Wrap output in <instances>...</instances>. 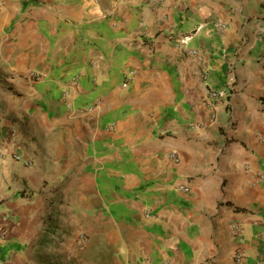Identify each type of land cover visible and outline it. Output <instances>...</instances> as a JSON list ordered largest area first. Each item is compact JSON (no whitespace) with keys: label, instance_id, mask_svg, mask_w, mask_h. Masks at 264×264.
<instances>
[{"label":"crops","instance_id":"0c3cea01","mask_svg":"<svg viewBox=\"0 0 264 264\" xmlns=\"http://www.w3.org/2000/svg\"><path fill=\"white\" fill-rule=\"evenodd\" d=\"M2 214L0 264H264V0H0Z\"/></svg>","mask_w":264,"mask_h":264},{"label":"built area","instance_id":"2783aa9c","mask_svg":"<svg viewBox=\"0 0 264 264\" xmlns=\"http://www.w3.org/2000/svg\"><path fill=\"white\" fill-rule=\"evenodd\" d=\"M150 1L159 2L160 0H150ZM181 42L183 44H185L186 43V38H182ZM189 53L191 55H197L195 50H189ZM30 75H31V77H33V76H35V73L33 71H30ZM75 83H76V79H73V84H75ZM222 93H223V91L209 90V95L211 97H217V96L221 95ZM168 156H169V158L175 160L176 162L179 161V156L177 155L175 150H172L169 153ZM13 157H14L15 160H21V156L18 153L14 154ZM22 161L27 166L31 165V161H29L28 159H23ZM180 189H182L184 191H188L189 190L188 187H185V186H180ZM8 221H9V216L7 214H2L0 216V237L1 238H5L7 236V234H8L7 233L8 229H7V226H6ZM235 232H236V234H240L241 233V227L235 226ZM80 239H81L80 247L83 249L86 246L87 237L84 234H81L80 235ZM236 254H237L236 258L238 260H241V259H243L245 257V254L243 252L239 251Z\"/></svg>","mask_w":264,"mask_h":264},{"label":"rangeland","instance_id":"374dc122","mask_svg":"<svg viewBox=\"0 0 264 264\" xmlns=\"http://www.w3.org/2000/svg\"><path fill=\"white\" fill-rule=\"evenodd\" d=\"M53 240H54L56 243L58 242V240L56 239V236H55V238H53ZM41 248H42V251H41V252H42V254L44 255V259H45V255H46V253H47V251H48V250H47L48 248H46V245H43ZM56 251L59 252V249H57Z\"/></svg>","mask_w":264,"mask_h":264}]
</instances>
